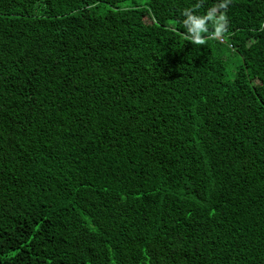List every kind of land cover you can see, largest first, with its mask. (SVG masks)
<instances>
[{"label": "trees", "instance_id": "1", "mask_svg": "<svg viewBox=\"0 0 264 264\" xmlns=\"http://www.w3.org/2000/svg\"><path fill=\"white\" fill-rule=\"evenodd\" d=\"M126 1L0 0V264H264V0Z\"/></svg>", "mask_w": 264, "mask_h": 264}, {"label": "clouds", "instance_id": "2", "mask_svg": "<svg viewBox=\"0 0 264 264\" xmlns=\"http://www.w3.org/2000/svg\"><path fill=\"white\" fill-rule=\"evenodd\" d=\"M226 8V5L223 6ZM227 10V8H226ZM220 23L216 27V38L215 39H221L223 34L227 31V27H225V24L228 25V17L226 15V11L221 14L219 17ZM203 20H195L193 23V27L189 29V31L193 32L195 35L193 37H188V39H193L196 44H205L206 41L200 36V32L204 30L203 28Z\"/></svg>", "mask_w": 264, "mask_h": 264}, {"label": "rangeland", "instance_id": "3", "mask_svg": "<svg viewBox=\"0 0 264 264\" xmlns=\"http://www.w3.org/2000/svg\"><path fill=\"white\" fill-rule=\"evenodd\" d=\"M129 2H130V0L126 1V3H129ZM169 22L172 23L171 20H169ZM225 44L228 45V43H225ZM227 56L230 57V60ZM225 59L227 62L226 67H227L228 75L231 76L234 73V71H235V69H236V67H237V65L241 59L238 55H231L230 56V52H227Z\"/></svg>", "mask_w": 264, "mask_h": 264}, {"label": "built area", "instance_id": "4", "mask_svg": "<svg viewBox=\"0 0 264 264\" xmlns=\"http://www.w3.org/2000/svg\"><path fill=\"white\" fill-rule=\"evenodd\" d=\"M215 36V35H214ZM221 42H223L224 41V39H223V37L221 38V39H219ZM229 46H230V44H228Z\"/></svg>", "mask_w": 264, "mask_h": 264}]
</instances>
